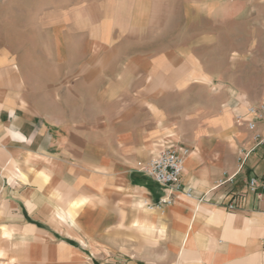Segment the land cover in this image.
Masks as SVG:
<instances>
[{
	"label": "crops",
	"instance_id": "1",
	"mask_svg": "<svg viewBox=\"0 0 264 264\" xmlns=\"http://www.w3.org/2000/svg\"><path fill=\"white\" fill-rule=\"evenodd\" d=\"M147 13L157 17L150 6ZM26 49L21 38L0 33V264H77L78 246L91 264L116 256L133 257L126 264H264V119L247 107L234 109L235 125L219 114L230 143L242 134L231 163L200 170L192 151L181 175L191 195L172 192L160 205L167 191L135 170L152 142L132 124L138 108L110 117L76 100L103 96L93 86L109 80L124 82V97L155 95L154 88H132L157 80L155 50L148 60L111 63L61 60L58 44L49 58L43 44L37 58H27ZM114 64L124 68L116 72ZM76 74L84 90H77ZM237 113L255 120L254 128L237 122ZM250 178L262 184L253 192ZM126 228L142 231L148 243L125 244Z\"/></svg>",
	"mask_w": 264,
	"mask_h": 264
},
{
	"label": "rangeland",
	"instance_id": "2",
	"mask_svg": "<svg viewBox=\"0 0 264 264\" xmlns=\"http://www.w3.org/2000/svg\"><path fill=\"white\" fill-rule=\"evenodd\" d=\"M149 6L156 18L148 16ZM131 24L139 26L137 32L127 31ZM0 33L21 38L30 59L40 55L42 44L46 58L58 44L61 60L111 63L148 60L154 49L157 80L132 82V88L140 86L145 93L154 88L155 95L124 97L119 95L124 82L109 80L93 86L103 89V96L98 91L76 98L80 107L110 117L129 105L138 108L132 124L147 131L152 142L135 159L173 145L182 149L183 162L195 151L196 168L221 169L231 163L242 134L238 130L230 143L217 116L228 113L234 123V109L264 97V0H0ZM111 67L116 72L124 68ZM76 76L77 90H84ZM125 238V244L134 238L148 243L146 234L129 228ZM78 247L77 264H91L84 247ZM115 259L108 264L127 261Z\"/></svg>",
	"mask_w": 264,
	"mask_h": 264
},
{
	"label": "built area",
	"instance_id": "3",
	"mask_svg": "<svg viewBox=\"0 0 264 264\" xmlns=\"http://www.w3.org/2000/svg\"><path fill=\"white\" fill-rule=\"evenodd\" d=\"M247 113L254 115L257 119H264V98L257 104L247 106ZM237 122H246L248 128L255 126V120L246 119L243 114H236ZM185 151V150H184ZM182 149L173 145L164 146L154 156L146 160H138L135 170L151 178L162 185L167 194L162 196L159 204H167L172 200V192H182L186 196L191 195V189L181 183L184 162ZM260 184L255 178H250L247 184L248 191L253 192ZM229 207H233L229 204Z\"/></svg>",
	"mask_w": 264,
	"mask_h": 264
}]
</instances>
